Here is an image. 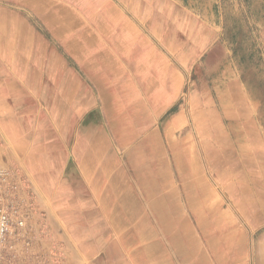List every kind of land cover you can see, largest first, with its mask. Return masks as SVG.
I'll use <instances>...</instances> for the list:
<instances>
[{
    "label": "rangeland",
    "instance_id": "rangeland-1",
    "mask_svg": "<svg viewBox=\"0 0 264 264\" xmlns=\"http://www.w3.org/2000/svg\"><path fill=\"white\" fill-rule=\"evenodd\" d=\"M110 1L116 2L72 0L71 5L79 13L100 14ZM118 3L149 53L134 45L130 55L119 57L115 73L85 76L20 0H0L1 110L7 101L6 119L0 110V134L4 124L13 152L21 135L32 153L46 152L67 128L61 122L78 96L70 92L74 82L88 85L107 134L105 152L118 153L126 181L136 196L142 194L143 223L165 241L195 240L204 264H264V0ZM68 69H75V81ZM90 121L94 135L99 120ZM133 153L160 161L159 169L146 166L145 173H137ZM24 160L30 173L19 172L12 181L21 177L28 183L29 203L43 201L67 240L78 223L61 221L60 212H69L73 200L83 201V189L65 188L69 174H40L34 158ZM95 177L92 183L99 184ZM73 185H79L77 179ZM52 257L58 264L66 261L60 250Z\"/></svg>",
    "mask_w": 264,
    "mask_h": 264
},
{
    "label": "crops",
    "instance_id": "crops-1",
    "mask_svg": "<svg viewBox=\"0 0 264 264\" xmlns=\"http://www.w3.org/2000/svg\"><path fill=\"white\" fill-rule=\"evenodd\" d=\"M71 1L20 0L23 6L43 21L45 29L66 47L74 61L85 70V76L87 73L96 76L115 73L121 67L119 57L130 55L136 49L134 45L142 48L145 55L149 53L145 50V38H139V28L126 18L125 11L118 9V1L121 3V0L107 2L100 14L97 11L79 13L71 5ZM182 1L193 3V0ZM199 1L203 5L208 2ZM67 73L75 81V69H68ZM4 76L7 77V71ZM75 82L70 92L78 93V96L74 103H68L67 109L72 112H68L64 123L61 122V126L67 125V128L61 129L58 138H54L58 143H54L46 152L37 149L32 153L33 146L26 144L27 140L21 134L14 139L13 152L10 144L13 138L9 134L11 140L7 139V127L2 125L4 131L0 134V174L4 176H0V192L6 189L10 192L11 186L16 184L14 191L21 201L19 212L24 223L20 229L21 235L13 237L14 246L8 253L10 261L7 264H58L52 256L58 255L59 250L66 258L62 264H204L203 253L199 251L195 240L187 244L179 242L173 236L174 239L165 241L157 230L143 223L140 208L143 204L142 194L136 196L130 181H126L127 177L124 175L127 171L124 169V162L118 159V153L105 152L102 143L108 138L101 129L99 107L92 103V89L85 84L76 86ZM7 87L5 82L3 91L6 94ZM145 93L148 94L147 100L152 99L149 88ZM151 101L156 104L155 99ZM1 105V114L6 119L7 101ZM93 118L99 120L94 121L97 131L94 135L90 128V119ZM1 121H4L3 118ZM45 136L51 143V135L46 133ZM93 142H96L95 146L98 143V148L94 150ZM153 154L156 158L158 153ZM135 157V166H139L135 170L137 173H145L146 166L159 169L161 164L156 160L148 162L145 153H133V158ZM26 158H34L36 165L33 166L37 173L69 174L71 181L68 179L65 188L83 189V201L73 200L69 204V212H60L63 219L60 218L61 221L78 223L73 226L67 240L64 233L57 232V225L53 226L49 218L50 209L43 201H33V207L26 203L20 186L25 185V189H29L26 185L28 183L21 177V185L17 177L15 182L18 184L12 181L20 173H30L24 160ZM40 159L43 162L41 165ZM155 169L152 171L155 172ZM93 177L102 181L93 184ZM76 179L79 184L77 187L73 185ZM51 188L53 187H48ZM159 190L162 188L157 184L154 192L157 198L160 197ZM131 200L134 201L133 206L130 205ZM54 204L58 205L55 201Z\"/></svg>",
    "mask_w": 264,
    "mask_h": 264
},
{
    "label": "built area",
    "instance_id": "built-area-1",
    "mask_svg": "<svg viewBox=\"0 0 264 264\" xmlns=\"http://www.w3.org/2000/svg\"><path fill=\"white\" fill-rule=\"evenodd\" d=\"M0 176H4L0 174ZM16 184L11 186V191L0 192V264H7L10 258L8 255L12 251L14 242L13 237L21 235L20 229L24 226L19 212L20 198L15 194ZM25 194L26 203H29L27 189L22 190ZM31 207V206H30Z\"/></svg>",
    "mask_w": 264,
    "mask_h": 264
},
{
    "label": "bare ground",
    "instance_id": "bare-ground-1",
    "mask_svg": "<svg viewBox=\"0 0 264 264\" xmlns=\"http://www.w3.org/2000/svg\"><path fill=\"white\" fill-rule=\"evenodd\" d=\"M263 32H264V31H263ZM262 34H263V33H262ZM246 70H247V69H246ZM220 82H221V81H220ZM218 83H219V82H218ZM218 91H219V90H218ZM253 92H254V91H253ZM253 92H252V93H253ZM221 94H222V93H221ZM223 94H224V93H223ZM221 99H222V98H221ZM220 101H221V100H220ZM261 111H263V109H262ZM261 113H263V112H261Z\"/></svg>",
    "mask_w": 264,
    "mask_h": 264
}]
</instances>
